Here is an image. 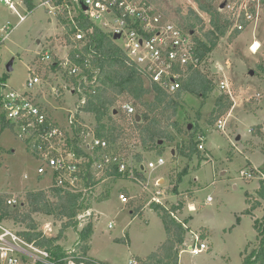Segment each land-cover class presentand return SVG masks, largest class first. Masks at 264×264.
<instances>
[{
	"label": "rangeland",
	"instance_id": "rangeland-1",
	"mask_svg": "<svg viewBox=\"0 0 264 264\" xmlns=\"http://www.w3.org/2000/svg\"><path fill=\"white\" fill-rule=\"evenodd\" d=\"M148 1L177 26L184 28L186 21L191 19L197 24V36H203L210 29L209 17L199 11L195 0ZM221 1L224 0H214V5L218 6ZM41 2L35 0L36 8L29 12L20 0H14L15 12L0 1V90L37 93V86L28 89V81L32 78L30 69L34 67L51 85L45 98L43 95L39 97L47 100L51 114L62 120L68 110H74L78 98L69 94L70 78L63 72H53L50 68L52 61L43 62L42 58L47 52L54 61L68 56L67 32L41 6ZM192 11L202 18V23L196 21ZM24 16H27L26 20L20 23ZM254 41L261 44L257 53L250 51ZM203 75L206 82L213 84L214 91L206 98L198 93H184L178 100L175 117L171 108H148L134 102L129 95L120 98L117 110L125 103L131 104L138 114L146 113L149 120L156 119L174 142L162 140L164 142L160 145V140L148 141L145 145L136 123L133 124L119 110L120 114L114 120L121 131V144L129 156V178L115 183L110 178L103 179L95 194L100 196L109 191L110 198L93 203L90 211L79 215L77 229L64 230L63 223L67 221L62 223L37 215L39 229L43 231L49 225L53 230L50 237L62 234L59 244L66 253H73L83 246L79 243L80 232L91 223L94 233L89 242L88 258L105 264L145 260L167 239L161 217L153 206L156 192L161 191L162 205L166 209L171 210L182 200L186 202L181 212L172 216L179 222H187L188 227L184 242L178 247L179 264H244L246 256L249 257L253 250H260L253 225L263 217L264 206L247 214L250 209L247 193L252 196V206L262 177L257 173L255 179L247 180L242 173L258 171L264 164V134L260 135L256 129L262 126L264 133V5L257 23L241 34L229 30L219 40L207 60ZM222 81L228 83L227 91L219 88ZM52 87L60 90V96L52 95ZM222 96L228 97L232 106L213 118L217 100ZM153 101V94L145 98L146 103L152 104ZM224 103H227L226 99ZM2 116L0 105V194L22 200L29 191L48 189L52 174L38 176L41 163L27 151L26 144L17 136V130L2 127ZM84 117L86 125L94 130V118ZM219 120L226 123L223 131L217 129ZM193 132H196L193 140L197 145L194 153L189 148ZM200 136L205 138L204 150L198 148L202 144L197 143ZM137 155L143 157L144 171L133 160ZM159 159L165 164L149 169V164H157ZM135 170L140 175L137 176L140 182L130 179L136 176ZM103 177V173L99 174L100 179ZM161 179L163 185H159ZM121 195L128 197L127 204L122 203ZM209 198L212 199L210 203ZM192 204L194 211L189 209ZM7 226L17 233L24 231L19 225L7 223ZM203 233L207 235L206 241L201 237ZM196 238L208 246V250L198 256L189 251Z\"/></svg>",
	"mask_w": 264,
	"mask_h": 264
},
{
	"label": "built area",
	"instance_id": "built-area-1",
	"mask_svg": "<svg viewBox=\"0 0 264 264\" xmlns=\"http://www.w3.org/2000/svg\"><path fill=\"white\" fill-rule=\"evenodd\" d=\"M0 1L17 12L14 0ZM20 1L23 3L22 0ZM263 1L224 0L220 2L224 5L220 11L227 17L230 30L241 34L258 22ZM41 6L67 33L71 34L75 41H83L94 27L105 32L151 85L170 95L179 93L186 78L201 67L194 33L187 32L172 23L165 13L148 0H42ZM26 18L27 16L21 17L20 23ZM86 23H91L93 27L85 29ZM116 36H119V39H115ZM120 42L122 45L119 44ZM93 59L97 61L94 64L91 61ZM42 61H52L51 65L58 66L59 71L65 73L70 80L73 77L77 78L76 83L69 81L68 90L69 94L78 98V102L74 110H68L65 118L61 120L51 114L47 100L43 99L51 85L40 77L34 67L30 69L32 78L28 81V89L37 86V93L0 90L3 116L13 126V130H17L18 138L24 140L34 136L31 152L36 154L35 158L41 163L38 176L45 177L51 173V186L75 194H86L88 189L82 183L81 165L87 158L84 155H77L74 151L76 138L80 141L77 146L85 152V155L93 159L92 171L97 179H100L99 174L109 170L111 163H117L119 172L125 175L128 164L120 157L95 156L94 150L97 148L105 150L108 148V143L96 138L94 130L85 122L86 114L83 108L87 103V94L98 85L101 75L97 56L89 54V58L81 67L72 63L68 56L54 61L48 52L45 53ZM219 88L227 91L229 85L222 81L219 83ZM51 93L53 96H60V90L55 87L51 88ZM40 95L43 97H39ZM119 110L128 120L135 123L137 112L134 106L125 103ZM225 125V121L219 120L217 129L223 131ZM198 140L202 142L198 147L199 150H204L205 138L200 136ZM164 164V160L159 159L157 164L150 163L148 167L153 170ZM257 173H259L257 170L250 173L243 172L242 177L252 180ZM261 177L264 179V176ZM130 179L140 182L137 176H132ZM161 196L163 193L157 191L153 201L162 205ZM120 199L124 204L129 201L125 195H121ZM211 201L212 199L209 198L208 203ZM7 204L15 206L18 200L16 197H11ZM51 233H53L52 228L49 225L45 226L43 234L50 237ZM207 250L208 246L199 238H196L194 245L189 246V251L195 256ZM25 261L28 264H105L83 256L78 250L73 253L68 252L64 258L56 262L48 251L24 241L16 231L0 223V264H22ZM128 264H145V262L131 259Z\"/></svg>",
	"mask_w": 264,
	"mask_h": 264
},
{
	"label": "trees",
	"instance_id": "trees-1",
	"mask_svg": "<svg viewBox=\"0 0 264 264\" xmlns=\"http://www.w3.org/2000/svg\"><path fill=\"white\" fill-rule=\"evenodd\" d=\"M28 11H33L36 8L35 0H22ZM42 1V0H41ZM199 11L206 14L209 17L210 29L203 36H197L196 28L197 24L192 22L191 19L186 21L184 30L194 33L196 46L198 50V56L200 57L201 67L194 70L185 80L182 90L176 95H170L164 90L151 85L138 71V69L130 62L128 57L123 51L115 45L112 39L103 31L94 27L91 32L87 33L86 38L83 41H75L71 37V34L65 33V40L69 47L68 58L72 63L81 67L86 59L89 58V54L97 56V60L100 63L101 75L97 86L92 88L87 94V103L83 108L86 116L94 118V132L98 139L105 140L108 143V148L105 150L95 149L94 153L97 158L103 155H110L113 157H120L126 163L129 161V156L125 153L124 145L121 144V131L115 118L120 114H115L117 109L116 104L120 98L129 95L134 102L143 104L148 108L167 107L173 111V117L176 116V110L179 106L178 100H180L184 93H198L203 97H207L208 94L214 91L213 84L206 82L203 75L207 60L210 54L216 49L219 40L226 36L231 29L230 23L227 17L221 13L220 7L214 5V0H195ZM196 21L202 23V18L194 11ZM93 27L91 23L84 25L85 29ZM92 64L96 63V60H91ZM51 70L54 72L59 71L58 66L51 65ZM70 82L76 83L77 78L69 79ZM154 95V101L152 104L146 103L145 98L149 95ZM226 99L227 103H224ZM151 105V106H150ZM232 104L230 99L226 96L218 98L213 111L212 117L215 114L220 116L230 109ZM137 115H140L137 113ZM142 120L140 123L135 120V123L143 136V143L146 145L148 141L166 140L174 142L172 136L162 130L160 123L156 119L149 120L148 115H140ZM144 121L147 124L143 125ZM1 125L3 128L14 129L13 126L7 122L4 116L1 117ZM48 127V126H47ZM49 128V127H48ZM257 132L263 135L262 126H258ZM178 130V129H177ZM178 132H181L179 129ZM195 133V134H194ZM190 143L191 152H195L197 149L196 142L193 138L196 132H193ZM34 136L22 140L27 147V151L32 154L31 149L33 147ZM199 140L197 141V143ZM79 139H75L74 151L77 155H84L87 158L81 165V177L82 183L85 188L88 189L86 194L83 193H71L62 188L51 186L48 189L34 190L26 193L22 200H18V204L15 206H9L7 204L9 196L6 194H0V223H12L14 226H21L24 228L23 232H18V235L26 242L34 244L36 247L42 250L48 251L52 259L59 262L64 258L67 253L59 244L62 234L56 237H47L43 234V231L39 229V224L35 219V216L42 215L44 217L53 218L56 221L63 223V229L78 228L79 215L88 212L92 209L93 203H101L107 201L110 198V192L107 194H101L97 196L96 189L106 177L110 178L113 183L118 180L129 178L130 170L125 175L119 172V165L117 163H111L109 170L104 173V177L101 180H97V177L93 174L92 164L93 159L89 155H85L78 146ZM2 149H0V155ZM36 157V154H32ZM133 160L137 165H141L143 157L137 155ZM132 160V161H133ZM2 164L0 162V168ZM259 174L264 176V164L258 170ZM134 174L138 177V171L135 170ZM42 178V177H41ZM40 178V180H41ZM140 180V179H139ZM144 180V178H142ZM97 196V198H96ZM256 200L251 206L252 196L247 193V204L250 209L247 210V214H252L253 211L262 208L264 206V179L260 180L259 188L256 190ZM155 212L159 213L165 231L167 233L166 241L158 248L156 252L148 256L144 260L145 264H179L180 250L178 247L183 244L186 235V223L179 222L172 217L173 213H180L186 206L184 200L176 206H173L171 210L166 209L163 205L153 204ZM254 230L257 235V240L260 243V250H253L249 257L246 256L244 264H264V215L262 218L254 222ZM94 233L93 224H88L79 235V240L82 247L78 248L81 254L87 257L90 250V244ZM204 234V235H203ZM202 234V239H205L207 235Z\"/></svg>",
	"mask_w": 264,
	"mask_h": 264
},
{
	"label": "water",
	"instance_id": "water-1",
	"mask_svg": "<svg viewBox=\"0 0 264 264\" xmlns=\"http://www.w3.org/2000/svg\"><path fill=\"white\" fill-rule=\"evenodd\" d=\"M223 8H224V5H221L220 9H223ZM115 39H119V36H116ZM11 71H12V70L9 69V72H11ZM114 113H115V114H118L119 111H118L117 109H115V112H114ZM136 120H137L138 123H140L141 120H142L141 116H140V115H137V116H136ZM190 129H191V127L189 126V130H190ZM263 131H264V124H263ZM163 142H164V141L160 140V141H159V144L162 145ZM173 154H174V152H173ZM141 170H142V171L145 170L144 165L141 166ZM163 184H164V180L161 179V180L159 181V185H163Z\"/></svg>",
	"mask_w": 264,
	"mask_h": 264
},
{
	"label": "bare ground",
	"instance_id": "bare-ground-1",
	"mask_svg": "<svg viewBox=\"0 0 264 264\" xmlns=\"http://www.w3.org/2000/svg\"><path fill=\"white\" fill-rule=\"evenodd\" d=\"M261 46L257 43V42H255L253 45H252V49H250V50H252L253 52H256V51H258V49L260 48Z\"/></svg>",
	"mask_w": 264,
	"mask_h": 264
},
{
	"label": "crops",
	"instance_id": "crops-1",
	"mask_svg": "<svg viewBox=\"0 0 264 264\" xmlns=\"http://www.w3.org/2000/svg\"><path fill=\"white\" fill-rule=\"evenodd\" d=\"M254 30H256V26L254 27ZM255 42H257L260 46H261V44L258 42V41H254L253 43H252V45L255 43ZM261 49V48H260ZM251 51V50H250ZM252 52V51H251ZM253 53V52H252ZM190 211H194V206H193V204H192V206H190ZM188 228V227H187ZM204 241H206V238L205 239H203Z\"/></svg>",
	"mask_w": 264,
	"mask_h": 264
}]
</instances>
